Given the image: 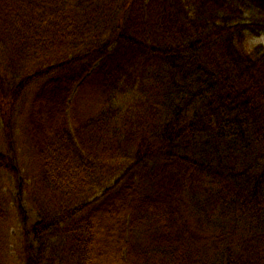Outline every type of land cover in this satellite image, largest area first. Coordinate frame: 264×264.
I'll use <instances>...</instances> for the list:
<instances>
[{
	"label": "trees",
	"instance_id": "1",
	"mask_svg": "<svg viewBox=\"0 0 264 264\" xmlns=\"http://www.w3.org/2000/svg\"><path fill=\"white\" fill-rule=\"evenodd\" d=\"M262 34L264 0H0L13 264H101L105 214L110 264H264Z\"/></svg>",
	"mask_w": 264,
	"mask_h": 264
},
{
	"label": "rangeland",
	"instance_id": "2",
	"mask_svg": "<svg viewBox=\"0 0 264 264\" xmlns=\"http://www.w3.org/2000/svg\"><path fill=\"white\" fill-rule=\"evenodd\" d=\"M252 43L263 44L264 45V34L256 36L252 39ZM21 195L17 186L13 185L11 187L10 202L14 204V201ZM21 200V199H20ZM21 205L23 209L24 216L19 217L17 212L13 209L8 210L12 213L11 216H6L3 218L2 222L7 223V227L4 229L3 242L0 245V255L2 254L3 259L6 264H13L12 253L14 239L13 236H22L23 233L37 221L36 215L30 211L29 205L25 198H22ZM105 217V218H104ZM113 218L109 214H105L100 217L98 225L96 227V235L100 236L99 242L94 247L96 255L101 264H110L112 257L119 253V232L118 228H115L113 224ZM113 240L112 243H108L106 238ZM1 258V256H0ZM101 259H105L102 261ZM12 260V261H11Z\"/></svg>",
	"mask_w": 264,
	"mask_h": 264
}]
</instances>
